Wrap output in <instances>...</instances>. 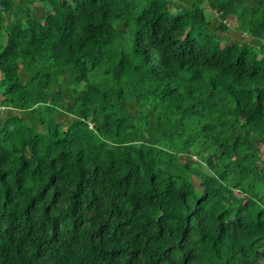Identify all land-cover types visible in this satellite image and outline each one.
Instances as JSON below:
<instances>
[{"label": "trees", "instance_id": "trees-1", "mask_svg": "<svg viewBox=\"0 0 264 264\" xmlns=\"http://www.w3.org/2000/svg\"><path fill=\"white\" fill-rule=\"evenodd\" d=\"M11 1L0 264H264V0Z\"/></svg>", "mask_w": 264, "mask_h": 264}, {"label": "rangeland", "instance_id": "rangeland-1", "mask_svg": "<svg viewBox=\"0 0 264 264\" xmlns=\"http://www.w3.org/2000/svg\"><path fill=\"white\" fill-rule=\"evenodd\" d=\"M200 2H201V6L204 8V15L206 19L212 22L218 21L217 14L207 6L206 0H200ZM10 3L12 4L11 0ZM158 7L161 8V10L167 11L171 14H175L177 11L175 5L173 6V4L170 3L169 1H164L163 4L159 5ZM224 23L228 26V28L226 31L220 33V35L224 38L222 43H224L225 41H230V42H239L242 45H246L248 42L252 40L251 37L247 35H241L237 32L236 21L233 17H228L227 19H225ZM263 38H264V33H263ZM0 111H1L0 112L1 119H4L8 113L12 112V110L9 111L5 107L1 108ZM149 135L150 132L148 131L146 137L147 136L149 137ZM195 157L203 162L205 160V158L199 154H196ZM194 183H197V181L194 180Z\"/></svg>", "mask_w": 264, "mask_h": 264}]
</instances>
